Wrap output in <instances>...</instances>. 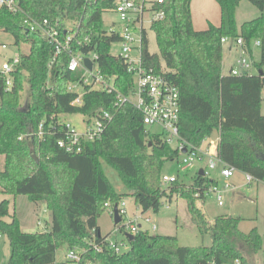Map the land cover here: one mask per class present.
<instances>
[{"label": "trees", "instance_id": "16d2710c", "mask_svg": "<svg viewBox=\"0 0 264 264\" xmlns=\"http://www.w3.org/2000/svg\"><path fill=\"white\" fill-rule=\"evenodd\" d=\"M220 9L218 25L201 30L192 25L191 0L151 1L148 11L163 10L153 19L158 53L148 50L143 32L141 63L179 90V132L187 141L199 144L218 136L216 152L227 164L255 180L264 182V115L261 113L264 80L258 74L264 67V15L244 21L237 27L235 10L240 0H215ZM264 9V0H248ZM22 12L12 13L0 6V28L12 35L14 45L28 44V51L11 72L12 84L5 91L0 78V192L23 194L32 202L44 203L51 221L42 231L20 229L15 214L9 216V200H0V231L9 240L7 264H55L60 246L83 247L88 238L99 240L97 218L104 210L126 197H132L141 212H158L163 200L176 195L186 202L191 221L198 230L209 233L210 245L183 246L173 235L149 234L138 230L129 248L89 253L97 264H251L249 256L262 249L256 228L243 232L240 217L217 215L210 224L196 207L197 198L216 183L214 176L195 171L187 185L179 177L164 186L161 182L165 162L179 158L178 151L157 134H149L141 113L130 103L116 104L113 92L84 86L82 104L71 102L77 95L68 84L80 72L68 70L69 56L61 53L51 62L54 46L39 32L27 28V15L48 19L60 32L70 25L76 38L103 32L104 8L112 0H18ZM242 37L247 54L253 59L252 43L260 42L259 59L253 60L256 73L232 75L222 71V37ZM98 66L105 77L115 76L114 85L128 94L133 76L120 57L110 54L115 36L92 38ZM80 51L90 47L77 48ZM28 99L21 100L24 80ZM100 110L112 114L100 139L85 142L78 153H68L56 141L61 136V116L80 113L90 117ZM42 123V136L36 135ZM150 144V145H149ZM149 145V146H148ZM38 157V162L32 158ZM101 161L113 167L126 191L117 192L102 169ZM197 196H195V194Z\"/></svg>", "mask_w": 264, "mask_h": 264}, {"label": "built area", "instance_id": "2783aa9c", "mask_svg": "<svg viewBox=\"0 0 264 264\" xmlns=\"http://www.w3.org/2000/svg\"><path fill=\"white\" fill-rule=\"evenodd\" d=\"M87 3L95 2L96 0H85ZM111 8H104V12H114L118 16L117 22H111V27L104 26L103 32H94L85 35L83 38H76V31L72 26H68L62 33L57 28L56 24H52L48 19L41 20L34 19L27 15V28L31 31L39 32L43 38L54 46V56L51 62L61 53H66L69 56L67 64L68 70L80 72V77L71 81L68 84V90L75 92L77 95L71 102L73 105L82 104V95L85 92L84 86L90 88L104 89L107 92H113L116 97V104L128 102L132 104L142 116V123L146 126L157 125L160 128L157 134L163 141L179 153V167L180 170H188L193 166L195 161L205 159L206 165L203 167V172L206 176H214V170L222 177L221 184L217 176L216 183L210 185L205 191L204 195L213 194L218 205H223V192L229 188L233 183L230 177L234 171L237 170L233 166L224 162L216 152L218 136L215 138L208 137L199 144H193L184 139L179 132V90L177 86L164 79L159 73L152 69H146L141 63V48L143 32L146 31L143 22L144 14L147 9L151 7L152 2L146 0H112ZM157 3H162V0H156ZM0 6L5 7L12 13L22 12V8L18 0H0ZM103 12V14H104ZM153 19H161L164 16V11L159 9L150 11ZM147 32V31H146ZM101 35L115 36L111 42L110 54L115 57H120L126 64L127 72L130 73L134 80L128 94H122L114 85L115 76H103L98 66V56L95 51V42L92 38ZM232 40L234 45L239 47L243 52H246L244 41L242 37L236 38L222 37L221 42L226 43ZM120 43L117 53H111L112 46ZM90 47L85 51H80L77 48ZM260 42L258 39L253 41V47L258 48ZM8 45L4 42L0 43L1 49H6ZM18 49H20L18 47ZM231 49V46H230ZM21 52L18 51L8 58H6L0 65V78L4 80V90L10 89L12 84L11 72L15 69L20 60ZM137 53V54H136ZM136 54V55H134ZM248 55V54H247ZM249 56V55H248ZM87 58L91 62L89 68L84 59ZM95 65V66H94ZM252 65L245 57L236 60V65L231 66L228 73L232 75H240L243 70L246 72ZM261 77L264 80V67L261 70ZM82 119V128H77L70 122L61 119V136L57 139L56 144L68 153H78L82 149L85 142H93L101 138L108 121L112 118V114L106 110H100L95 115L90 117L84 116ZM36 135L39 137L43 135L42 123L39 124ZM185 149V151H183ZM198 171V170H196ZM177 179L176 175H161V182L167 186ZM244 179L247 183H251L254 177L249 173H244ZM198 193L195 194L197 196ZM117 211L120 216V221L114 224L112 230L107 234H101L98 241L94 237L86 240V245L83 247L73 246L66 248L65 259L57 261L55 264H97L94 260L87 257L89 253H101L103 251H112L120 254L129 248L127 234H134L138 230H143L141 224L137 223L138 218L142 214L132 213L130 216L127 209L125 198L116 203ZM114 206V205H113ZM112 208L109 214L112 216ZM149 222V217L144 218ZM156 225L152 224L154 230ZM121 234L122 237L116 238L112 234ZM0 231V237L2 236Z\"/></svg>", "mask_w": 264, "mask_h": 264}, {"label": "rangeland", "instance_id": "374dc122", "mask_svg": "<svg viewBox=\"0 0 264 264\" xmlns=\"http://www.w3.org/2000/svg\"><path fill=\"white\" fill-rule=\"evenodd\" d=\"M153 1V0H146ZM215 5L209 7L207 5L210 18L214 16L218 18V5L213 0ZM194 9V26L206 25L211 23L210 18L206 17V5L204 0H193ZM264 15V9L260 10L248 0H240L235 10V20L237 27L244 21L251 20L255 17ZM152 17L150 11H146L144 14L143 25L147 31L148 50L151 53H158V46L156 44L154 32L150 29L149 19ZM208 19V20H207ZM104 26L106 28L111 27V22H117L118 16L114 12H104L102 16ZM209 25V24H208ZM203 28H195L205 29ZM4 42L8 45L6 49L0 48V65L10 55L21 51H28V44L21 43L20 49L14 45V39L11 34L6 33L0 28V43ZM231 46V49L229 47ZM120 43L116 42L112 46L111 53L118 52ZM253 47V43H252ZM137 54V53H136ZM134 54V55H136ZM245 57L249 61H257L259 59V49L253 47V59L243 52L239 47L235 46L230 39L226 43H223L222 48V71L228 73L231 66L236 65V60ZM95 66V65H94ZM249 73H256L257 69L252 64L248 68ZM29 84L24 80L23 90L21 92V100L25 103L28 99ZM262 102L261 113L264 115V88L262 90ZM62 119L75 125L77 128H82V119L84 116L80 113L63 114ZM146 129L151 133H159L160 128L157 125L146 126ZM215 138V135L213 136ZM103 172L106 177L115 188L117 192H124L126 188L122 183L118 172L108 165L105 161H101ZM206 160L195 161L193 166L188 170H180L179 162L177 159L169 160L164 163L162 167V173L166 175H178V177L187 185L191 183L192 177L196 170L205 167ZM4 168V157L0 154V170ZM213 174H217V179L221 184L222 177L218 175L214 170ZM231 185L223 192V205H218L213 194L206 195L204 199L197 198L195 205L204 214L208 223H212L217 215H230L234 217H240L239 228L243 232H248L252 228H256L262 238V249L257 253L249 256L251 264H264V182L261 180H253L251 183H247L244 179V173L235 170L230 177ZM9 200V216L5 219H11V215L15 214L19 220V226L22 231L36 232L42 231L49 226L51 221L50 212L46 209L42 202H32L26 195L23 194H11L0 192V200ZM126 204L128 213L133 216L132 213L142 214V217L138 218L137 223L141 224V228L148 230L149 234H162L173 235L177 237V243L183 246H198V245H210L211 237L209 233H201L196 225L191 221L190 214L186 208V202L181 197L174 195L170 201L163 200L162 207L158 212L147 210L141 212V209L136 205L132 197H126ZM145 217H149L151 221L144 220ZM97 224L101 234L109 233L113 226V218L110 216L109 211L104 210L97 218ZM152 224L157 226L156 230L152 229ZM116 238L122 237L121 234H112ZM66 247L60 246L56 250L55 258L57 261L65 259ZM10 254L9 240L5 235L0 237V264H7ZM223 264H237V263H223Z\"/></svg>", "mask_w": 264, "mask_h": 264}, {"label": "crops", "instance_id": "0c3cea01", "mask_svg": "<svg viewBox=\"0 0 264 264\" xmlns=\"http://www.w3.org/2000/svg\"><path fill=\"white\" fill-rule=\"evenodd\" d=\"M204 3H205V5H206V13H204L205 14V16L206 17H209L210 18V15H209V13H208V9H207V5L209 6V7H212L213 5H215V3L213 2V0H204ZM217 3V2H216ZM218 5V4H217ZM193 6H194V4H193V0H191V3H190V9H191V18H192V25H193V27H194V29L195 28H203V27H205L206 25L204 24V25H199V26H194V22H193V19H194V9H193ZM216 6V5H215ZM216 8H217V6H216ZM218 18L219 19H217V17L216 16H214L213 15V17L212 18H210V22H211V24H214V25H218L219 24V22H220V9H219V5H218ZM208 20V19H207ZM208 24H210V23H207V27H208ZM206 28V27H205ZM198 30V29H197ZM199 30H201V29H199ZM229 49H230V47H229ZM247 72H249V71H247ZM214 176H217V174L215 175L214 174ZM157 229V226H156V228L154 229V230H156ZM101 233V232H100Z\"/></svg>", "mask_w": 264, "mask_h": 264}, {"label": "water", "instance_id": "95a60500", "mask_svg": "<svg viewBox=\"0 0 264 264\" xmlns=\"http://www.w3.org/2000/svg\"><path fill=\"white\" fill-rule=\"evenodd\" d=\"M84 63H85L89 68L91 67V62L89 61V59L85 58V59H84ZM241 74H246V71L243 70ZM258 74L261 75V74H262V71L259 70V71H258ZM149 145H150V144H149ZM149 145H148V146H149ZM183 151H185V149H184ZM32 158L35 160V162H38V157H37L34 153H32ZM198 174H201V175L204 174L202 168L198 169ZM112 216H113L112 218H113V222H114V224H116V223H118V222L120 221V216H119V214H118V211H117V205H116V204H114V206H113ZM126 237H127L129 240H132V239H133V235H132V234H127Z\"/></svg>", "mask_w": 264, "mask_h": 264}]
</instances>
